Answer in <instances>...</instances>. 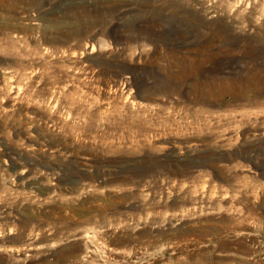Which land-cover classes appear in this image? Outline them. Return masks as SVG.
Wrapping results in <instances>:
<instances>
[{
    "label": "rangeland",
    "instance_id": "obj_1",
    "mask_svg": "<svg viewBox=\"0 0 264 264\" xmlns=\"http://www.w3.org/2000/svg\"><path fill=\"white\" fill-rule=\"evenodd\" d=\"M0 264H264V0H0Z\"/></svg>",
    "mask_w": 264,
    "mask_h": 264
},
{
    "label": "bare ground",
    "instance_id": "obj_2",
    "mask_svg": "<svg viewBox=\"0 0 264 264\" xmlns=\"http://www.w3.org/2000/svg\"><path fill=\"white\" fill-rule=\"evenodd\" d=\"M219 52V51H218Z\"/></svg>",
    "mask_w": 264,
    "mask_h": 264
}]
</instances>
